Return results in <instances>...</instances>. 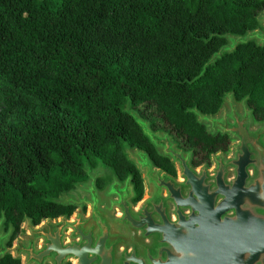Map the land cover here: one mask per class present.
<instances>
[{
  "label": "trees",
  "instance_id": "1",
  "mask_svg": "<svg viewBox=\"0 0 264 264\" xmlns=\"http://www.w3.org/2000/svg\"><path fill=\"white\" fill-rule=\"evenodd\" d=\"M263 8L264 0H0L5 220L69 214L75 205L56 199L87 178L84 162H102L119 180L130 175L139 199L141 176L125 145L172 173L131 110L191 150L193 165L209 163L229 139L207 132L191 108L215 113L231 91L264 120V45L239 43L202 71L222 34L255 28ZM0 264L19 263L6 254Z\"/></svg>",
  "mask_w": 264,
  "mask_h": 264
},
{
  "label": "water",
  "instance_id": "2",
  "mask_svg": "<svg viewBox=\"0 0 264 264\" xmlns=\"http://www.w3.org/2000/svg\"><path fill=\"white\" fill-rule=\"evenodd\" d=\"M256 20L262 28L222 34L226 42L202 71L239 43L253 39L264 45V8ZM245 100L235 101L228 91L215 113L191 108L207 132L219 130L233 140L228 153L210 154V167L193 166L190 150L177 148L168 132L153 130L130 112L156 151L174 163L177 176L156 166L145 150L125 145L144 183V195L134 200L130 175L122 182L114 175L99 191L96 175L85 164L87 195L56 200L84 202L86 213L76 208L69 218L48 217L37 226L24 216L26 242H15L14 255L22 253L24 264H63L66 259L72 264H264V121L253 123ZM6 236L0 233V254Z\"/></svg>",
  "mask_w": 264,
  "mask_h": 264
},
{
  "label": "flooded vegetation",
  "instance_id": "3",
  "mask_svg": "<svg viewBox=\"0 0 264 264\" xmlns=\"http://www.w3.org/2000/svg\"><path fill=\"white\" fill-rule=\"evenodd\" d=\"M251 115H252V113H251ZM252 118H253V123H258V122H261V121H264V120H261V121H256L255 119H254V117H253V115H252ZM216 132H219V133H221L219 130L218 131H216ZM216 132H214V133H216ZM213 134V133H212ZM221 134H226V133H221ZM226 136L228 137V139H229V143H228V147H227V149L226 150H219V151H223V152H226V153H228L229 152V148H230V144H231V142L233 141L230 137H229V135L228 134H226ZM172 139V138H171ZM173 140V139H172ZM174 141V140H173ZM175 142V141H174ZM176 144V143H175ZM154 147V146H153ZM177 147V146H176ZM177 148H179V147H177ZM181 149V148H180ZM156 150V149H155ZM183 150V149H182ZM183 151H185V150H183ZM186 151H188V150H186ZM191 151V150H190ZM217 152V151H216ZM160 154V153H159ZM191 154H192V151H191ZM211 154V153H210ZM192 157V156H191ZM170 160V159H169ZM153 162V161H152ZM171 162V161H170ZM172 163V162H171ZM202 163H206L207 164V166H211L212 164H211V159H210V155H209V163H207V162H202ZM201 163V164H202ZM191 164H192V162H191ZM172 165H173V168H174V170H173V172L171 173V172H167V173H169V174H171V175H173V176H177V172H176V167H175V165H174V163H172ZM193 165V164H192ZM200 165V164H199ZM199 165H193V166H195V167H197V166H199ZM162 169V168H161ZM165 171V170H164ZM87 175V174H86ZM87 177H88V175H87ZM116 177V176H115ZM117 178V177H116ZM99 178L98 177H96L95 178V185H96V182H97V180H98ZM119 180V179H118ZM142 180V179H141ZM121 182L123 181V180H120ZM109 183V182H108ZM142 185H143V190H144V183L142 182ZM96 188L99 190V188H100V186H97L96 185ZM142 194H143V192H142ZM143 195H141V197H142ZM80 207H81V209L85 212V210H86V207L88 208V205L86 204V203H81V205H80ZM76 208H78L77 206L75 207L74 206V208H73V210L69 213V214H61V215H66V217L67 218H69L71 215H72V213H73V211H74V209H76ZM86 213V212H85ZM58 216H60V215H58ZM58 216H56V217H49V218H52V219H54V218H57ZM2 218V219H1ZM45 218H48V217H44V218H42V219H40L37 223H32V221H31V223L34 225V226H37L38 224H40L41 223V221L43 220V219H45ZM0 233H2V234H6L7 233V236L5 237V239L3 240V243H4V246H5V251L3 252V253H1L0 254V260H1V258L3 257V256H5L6 254H8V255H10V257L11 258H16L17 260H18V263L19 264H24L23 263V255H22V253L21 254H19L18 256H15L14 255V253H13V251L11 250V248L15 245V242L17 241V240H21L22 242H26L24 239H23V236L24 235H26L27 233H28V230H27V228H25L24 226H23V218L21 219V221L19 222V224L17 225V226H15L13 223H11V222H9V221H6L5 220V217H4V215H3V212H1L0 213ZM24 240V241H23ZM39 238H36L34 241H33V245L35 246V247H38L39 246ZM43 264H51L50 263V261H47V260H45L44 262H43ZM63 264H72V261H71V259H66L65 261H64V263Z\"/></svg>",
  "mask_w": 264,
  "mask_h": 264
},
{
  "label": "rangeland",
  "instance_id": "4",
  "mask_svg": "<svg viewBox=\"0 0 264 264\" xmlns=\"http://www.w3.org/2000/svg\"><path fill=\"white\" fill-rule=\"evenodd\" d=\"M257 26L260 27V28H262V25L260 23L257 24ZM127 109H128V107H127ZM130 112H135V111H132L131 110ZM137 115H139V114H137ZM159 131H163V130H159ZM85 164H86V162H84V166H85ZM90 168L91 169H90L89 173L91 175H96V177H98L102 181V185L99 188V191H102L105 188V186L108 184V182H110L113 179V177H114L113 171L107 165L103 164L100 161H98L94 166H92ZM89 181H90V177L88 176L83 181L74 182L73 185L70 187V189L61 192L58 195V198L57 199L63 200V199L66 198V196H68V197L74 198L75 200H78V198H80L81 196H86L87 193L84 190V186ZM142 195H144V190H143V194ZM81 203H83V202H75L74 205H75V207L77 206L78 208H81L80 207ZM86 211H87V207H86L85 212Z\"/></svg>",
  "mask_w": 264,
  "mask_h": 264
}]
</instances>
